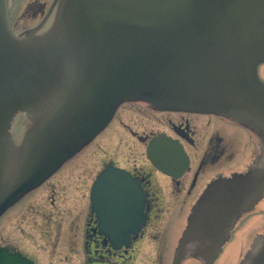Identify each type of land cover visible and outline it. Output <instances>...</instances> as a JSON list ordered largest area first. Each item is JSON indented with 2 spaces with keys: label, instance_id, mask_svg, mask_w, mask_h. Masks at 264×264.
Listing matches in <instances>:
<instances>
[{
  "label": "water",
  "instance_id": "95a60500",
  "mask_svg": "<svg viewBox=\"0 0 264 264\" xmlns=\"http://www.w3.org/2000/svg\"><path fill=\"white\" fill-rule=\"evenodd\" d=\"M263 62L264 0H54L48 19L20 37L0 0V215L87 145L125 101L247 118L264 150V83L256 73ZM172 145L157 137L147 148L167 174L164 163L186 162ZM90 195L111 240L135 230L139 191L129 174L107 168ZM229 198L211 199V221ZM0 253L5 264H34ZM239 264H264V234Z\"/></svg>",
  "mask_w": 264,
  "mask_h": 264
},
{
  "label": "flooded vegetation",
  "instance_id": "af4514ba",
  "mask_svg": "<svg viewBox=\"0 0 264 264\" xmlns=\"http://www.w3.org/2000/svg\"><path fill=\"white\" fill-rule=\"evenodd\" d=\"M43 9V3H36L31 15H42ZM9 28L12 32L10 22ZM27 29L22 27L17 35ZM256 73L264 83V62L256 66ZM157 137L168 139L185 158V164L180 159L163 164L170 174L147 156ZM159 147L170 149L166 144ZM263 151L260 134L247 118L162 110L142 99L125 101L87 145L4 213L20 205L14 224L26 217L35 224L39 218L40 239L50 245L48 255L43 254L48 263L128 264L136 249L149 243L153 245L149 264H238L243 239H234L236 225L256 205H264ZM110 167L129 174L139 191L138 223L118 241L100 230L90 198L94 181ZM217 196L230 197L232 202L223 203L225 210L218 211L222 216L211 221L210 213H217L209 211L215 204L211 199ZM59 198H63L61 206ZM261 223L264 227V209ZM127 227L130 230L131 224ZM262 234L264 228L254 234L250 245ZM61 243L67 253L57 250ZM0 248L38 264L32 255L7 244Z\"/></svg>",
  "mask_w": 264,
  "mask_h": 264
},
{
  "label": "rangeland",
  "instance_id": "374dc122",
  "mask_svg": "<svg viewBox=\"0 0 264 264\" xmlns=\"http://www.w3.org/2000/svg\"><path fill=\"white\" fill-rule=\"evenodd\" d=\"M39 2L44 4L43 14L38 15L37 13L34 17L31 15L32 10L36 8V3ZM53 2L54 0H7L8 16L12 25V33L17 35V32L22 29V27L32 28L43 21L44 16L46 14L48 15L50 12ZM34 193L32 194L33 196L35 195ZM39 201L40 200H38V202ZM58 203H60L59 206H61L63 204V198H59L57 204ZM20 208V205H18L8 210L0 217V245L7 244L26 254L32 255V258L38 264L63 263V261L48 263L45 258L44 255H48L47 252H49L48 250L50 245L44 244V241L40 239L42 229L40 230L37 228V225L41 222L39 218H35V224L28 220L29 217H26V219L21 223H13V220ZM263 209L264 205L261 202L254 207L250 214L244 216V218L236 225L234 230V239H241V241L243 239L241 244V253L239 254L242 257L250 249V244L254 234L264 228L261 223V214ZM250 230L252 231L250 232ZM147 245L136 249L135 253H133L131 261L128 262V264H149L148 255L153 253V245H150L149 243ZM67 246L70 247V244ZM66 249L67 248H64L62 243L57 247V250L60 252L67 253ZM144 252L145 254H142ZM40 255L41 257L39 258ZM65 262H71L72 264L75 263L71 260H67Z\"/></svg>",
  "mask_w": 264,
  "mask_h": 264
},
{
  "label": "snow or ice",
  "instance_id": "6c2138e0",
  "mask_svg": "<svg viewBox=\"0 0 264 264\" xmlns=\"http://www.w3.org/2000/svg\"><path fill=\"white\" fill-rule=\"evenodd\" d=\"M101 179H103V177ZM0 264H5V259H4L3 253H0Z\"/></svg>",
  "mask_w": 264,
  "mask_h": 264
}]
</instances>
